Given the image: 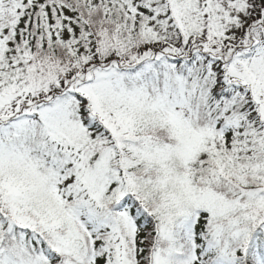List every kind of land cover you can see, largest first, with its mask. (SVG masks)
<instances>
[{"label":"snow or ice","instance_id":"1","mask_svg":"<svg viewBox=\"0 0 264 264\" xmlns=\"http://www.w3.org/2000/svg\"><path fill=\"white\" fill-rule=\"evenodd\" d=\"M0 264H264V0H0Z\"/></svg>","mask_w":264,"mask_h":264}]
</instances>
